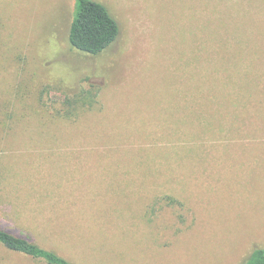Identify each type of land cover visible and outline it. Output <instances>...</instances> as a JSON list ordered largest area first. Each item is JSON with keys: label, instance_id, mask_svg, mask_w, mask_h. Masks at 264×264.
<instances>
[{"label": "rangeland", "instance_id": "374dc122", "mask_svg": "<svg viewBox=\"0 0 264 264\" xmlns=\"http://www.w3.org/2000/svg\"><path fill=\"white\" fill-rule=\"evenodd\" d=\"M103 1L122 31L92 55L75 0H0V226L74 264H243L264 246V0ZM0 264L46 263L0 244Z\"/></svg>", "mask_w": 264, "mask_h": 264}, {"label": "trees", "instance_id": "16d2710c", "mask_svg": "<svg viewBox=\"0 0 264 264\" xmlns=\"http://www.w3.org/2000/svg\"><path fill=\"white\" fill-rule=\"evenodd\" d=\"M74 4V16L69 32V41L74 49L99 55L118 41L122 25L111 6L103 0H75ZM95 100L93 93L77 95L66 99L64 107L57 109L53 115L63 118L75 117L80 110L92 106ZM0 244L11 251L40 259L46 264H74L58 252L40 246L29 237L16 234L2 226ZM243 264H264V246H256Z\"/></svg>", "mask_w": 264, "mask_h": 264}]
</instances>
